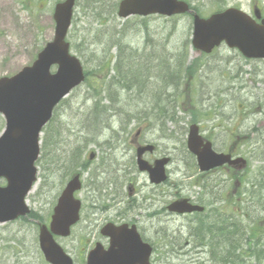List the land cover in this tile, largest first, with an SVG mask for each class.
<instances>
[{
    "label": "rangeland",
    "instance_id": "1",
    "mask_svg": "<svg viewBox=\"0 0 264 264\" xmlns=\"http://www.w3.org/2000/svg\"><path fill=\"white\" fill-rule=\"evenodd\" d=\"M20 1L22 0H0V78L12 77L23 67L31 65L35 55L44 48L47 42L53 39L55 25H53L52 11L54 5L62 0H42V14L37 13L35 9H32L31 13L24 12L22 5L19 4ZM31 2L35 4L34 0ZM111 2L104 3L103 8L97 7L95 13H92V17H96L97 13H100L97 24L92 21L91 16H87L86 8L90 7L91 0H79V5L75 10L74 23H72L68 34V42L78 46V51L75 53L72 50V53L79 57L85 71L88 73L90 71L89 78L85 85L80 86L63 101L56 110L54 119L41 135L40 146L43 147L41 152L43 155L40 168L38 167L41 176L27 199L29 207L36 214L37 219L0 226V264H45L39 247H37L38 227L36 221L41 218V224L47 223L61 189L68 181L69 174L76 172L75 170L80 172L83 183L82 191L75 196L82 202L84 214L87 215L91 211V206L96 203V200L103 203L98 210L102 213H97L95 219L97 222L107 219L118 222L121 219L118 215L120 209L124 208L131 200L137 201L144 207L154 202L153 208L156 213L160 214L157 219L148 220L141 215L138 216V219L135 216L136 213L132 216L129 215L128 220L132 219L142 230L146 231L147 238L154 243L156 250L158 249L156 259H165V264H222L231 260L235 261L230 264H236V261L240 260L243 261V264H253L252 260H248L242 255L247 247L246 249L243 247L244 251L234 252L231 255L224 249L225 254H220V258L223 260L220 263L211 261L206 253L195 255L193 248L196 241L192 238L193 232H189L188 228L191 222L188 217L181 219L162 213L163 204L172 201L173 194L174 196L180 194L195 198L202 196L201 189L193 187L192 180L183 177L184 161L178 162L177 169L176 163L169 166L168 183L157 189L148 185L145 176L136 173L133 168L126 171V168L131 164V160L132 163L134 161L135 154L131 140L135 136L137 128L143 130L140 141L156 142L158 146L156 156L165 152L171 153L173 158L180 156V152L177 150L181 141L178 129L180 127L186 129L191 120H200L199 115L204 118L196 103L202 107L203 99H207L208 95L212 96V104L227 106V112L234 119L241 117V114L244 113L246 106L242 102L246 98L248 105L255 104L257 97L260 98L259 102L264 104V65L256 62L246 63L224 46L217 50L211 58L203 60L210 64L209 68L211 69H206L205 74H199L201 76L196 77L191 72L185 74L184 70H188L189 67V65H185V68L179 72L180 74L184 72L185 76L180 84H176L178 88L174 96L177 97V107L180 110L176 108L170 110L172 114L176 111L175 119L180 121V124L166 123L167 135L174 137L168 140L167 137L162 136L161 132L147 130V127L150 128L153 124L147 123L145 115L154 111L153 105L157 103L158 98L156 97L163 86L156 83H160L169 76L167 71L170 68L148 70L143 63L135 61L136 55L132 56L127 51L132 49L141 51L150 48L145 53V59L148 61L146 65L155 64L152 60V57L155 56L154 51L159 55L157 64L160 66L164 65V56L167 51L171 53L178 51L175 59L182 60L183 50H185L182 44L190 36V20L186 16L176 20L153 17L146 20L131 18L122 21L116 17L114 7L116 1L113 4ZM191 2L195 7L198 6L201 9L202 15H207L206 13L210 11L206 1L192 0ZM224 2L225 6H230L235 2L247 10L249 0H226ZM222 4L220 3V5ZM261 4L264 5V0H261ZM144 25L146 29H144ZM95 35H99L100 38ZM97 38H99L97 44L90 45L92 39L95 41ZM127 46L130 49H126ZM185 51L188 64L197 58L190 47ZM118 53L121 55L120 59ZM114 61L115 63L119 61L118 66L122 69V78L116 80L118 84L111 87L110 80L112 81L113 78L110 73ZM203 61L201 62L204 63ZM226 61L230 63L227 64ZM212 66L216 68L214 72H209L212 70ZM127 67L130 69L124 71ZM201 81H203V90L200 91ZM147 82L151 86L146 87ZM240 86L244 89L240 90ZM228 87L229 92L225 90ZM95 94H98V104H95L96 100L93 99ZM107 97L109 99L104 100ZM250 107L252 108L251 112L254 111V115H257L258 107L256 105H250ZM96 114L101 119H97ZM2 130L3 121L1 120L0 132ZM158 136L159 138H157ZM117 140L120 141V148L110 149L108 145L115 146ZM73 149L77 150L71 154ZM90 153H94L95 156L92 162H88ZM115 156L116 160L114 161L113 157ZM254 156L259 157L261 153ZM72 157H75L79 164L84 162V167L82 166V169L73 167L72 170L69 166ZM260 162L257 160L253 164L254 170L260 169L263 165ZM189 166L188 164L187 167ZM116 177L119 178L116 182L121 181L122 183L118 195L123 203L119 199L113 200L116 188L114 189L108 184ZM128 182L138 188V198L127 197ZM106 185L108 186L105 190H108L110 195L102 196V192L99 193L98 190ZM227 192L231 196L232 187L228 188ZM237 194H241L239 196L241 201L253 199L251 193L243 194V189L240 187ZM142 197L149 200L145 201ZM260 200L258 199V201ZM206 202H210V200ZM257 205L256 213L251 214L249 219L239 217V223L245 225L251 219L254 223H260L264 219V212H262L264 200L258 202ZM97 206L100 207L99 204ZM220 214L223 213L220 212ZM85 226L86 223H83L75 227L71 236L64 242L59 241V244L62 247L67 246L75 254V251L78 250L77 239L82 235L80 230L82 228L87 230ZM155 228L157 230L154 231ZM151 231H153L152 235ZM155 232L158 233V238H156ZM245 234L248 233L245 232ZM263 234L257 237L263 238ZM242 238L245 243V238ZM163 240L167 241V246L165 245L161 249L162 246L158 243L164 244ZM187 242L189 245L186 246ZM234 245H239V243L231 242V245L228 244L227 247L232 248ZM178 246H181L182 252H186L189 248L193 251L192 255L180 258L172 254ZM180 260L182 263H179Z\"/></svg>",
    "mask_w": 264,
    "mask_h": 264
},
{
    "label": "water",
    "instance_id": "2",
    "mask_svg": "<svg viewBox=\"0 0 264 264\" xmlns=\"http://www.w3.org/2000/svg\"><path fill=\"white\" fill-rule=\"evenodd\" d=\"M73 1L67 0L56 7L54 41L45 46L33 66L23 68L21 73L11 79L0 80V114L6 120V131L0 137V178L8 182L5 189H0V223L27 215L23 200L35 180L36 170L33 165L38 159V134L51 118L52 109L58 101L83 81L82 68L75 58L68 55L69 46L64 43L70 26ZM186 10L187 8L177 0H127L120 4L118 16L153 13L170 16L185 13ZM193 29L192 41L196 51L210 53L214 46L224 40L229 48H237L247 58L264 59V21L262 26H256L243 14L231 10L208 21L195 18ZM53 65H57L58 69L55 75L50 74L49 68ZM198 144L197 129L192 126L188 137V149L197 156L201 171L225 163L220 157L199 154ZM138 155H141L140 151ZM166 162L167 160H160L155 163L154 168L141 161H138L137 165L141 171L149 174L152 182L158 184L165 180L163 171ZM78 188L77 179L73 178L54 209L51 234L68 236L70 226L77 220L78 203L73 201L72 196ZM187 205L185 200L175 202L170 209H176L180 213L198 209ZM121 230L123 229L119 228L115 232ZM119 233L111 234L113 247L116 248L122 246ZM51 234L43 227L39 235L44 257L51 264H71L70 259L56 246ZM132 254L136 255V252L118 254L110 251L103 256L104 261L101 263L116 264L118 257ZM97 258L98 256L91 254L88 264H94Z\"/></svg>",
    "mask_w": 264,
    "mask_h": 264
},
{
    "label": "flooded vegetation",
    "instance_id": "3",
    "mask_svg": "<svg viewBox=\"0 0 264 264\" xmlns=\"http://www.w3.org/2000/svg\"><path fill=\"white\" fill-rule=\"evenodd\" d=\"M257 7L260 13L262 14L261 8L258 5ZM215 121L216 120L211 121V125L209 126H207L206 124L208 123L205 122L198 124L199 133L203 140V143L209 142L211 144L212 151L224 155L227 154L232 159H236L238 156L241 157L242 156L241 154L243 153H246L248 151H253L259 147L261 148L264 147V120L261 118V116H258L257 118L256 117L252 118V125L251 126L247 125L246 128L247 133L243 134L241 138H235L234 127L232 123L231 125H229L228 129H225L223 131L224 133H221L220 135L215 134V132L217 131V128H215L216 125ZM228 121H231V119H228ZM254 127L259 130L251 132ZM239 166L240 165L237 164L235 166L234 165L229 166L226 164L223 167H219L207 171L204 174L199 173L200 177L202 178L201 180L202 183L204 184V188H212L216 192L217 196L214 195L212 202L210 203L206 202L207 200L202 201L201 203L199 202L198 198L188 197L191 200L190 201L191 204L194 205L196 204L203 207L204 209L203 213L195 212L193 214H184V216L173 214L174 216H177V218L181 217V219H185V218L187 219L188 217L189 221L191 222L188 228L189 232H195L196 225L201 224V222H203L204 225H207V223L211 222L212 228H218V227H222V224H224L226 220L228 221L230 220L231 223L229 224V227L233 228L234 224L232 222L238 220L239 217L249 219V216L251 214L256 213L257 205L254 204L255 202L253 201V199L241 201L239 194H237L238 188L235 187L232 188L231 196L227 192L228 188L231 187L232 183L234 184V186L236 187L238 186L237 179L240 174V172L238 171ZM250 185L251 187H255L256 183L254 182L253 179L250 181ZM131 191L134 192L132 189ZM207 194L208 193L206 192L205 195L208 196ZM181 198L184 197L173 196V199L175 200ZM154 206L155 204L153 202L151 205H148V208L151 207L152 208L147 210L148 212L149 210H151V215H149V218L155 220L157 219L159 214L155 212V209L153 208ZM91 208H94V206L92 205ZM140 209L141 207L138 209L136 207H131L129 209L127 208V211L140 210ZM142 209H145V207H142ZM220 212H222L224 215L220 214ZM96 213H98V211L93 210V211H89L88 214H96ZM217 223H219V225ZM251 225L253 226V228L257 230V232L259 231V227L264 226V224L260 225L258 222L251 223ZM254 235L255 233L252 232L250 236L252 237ZM97 237H101V236L98 234ZM103 239L101 244H103V246L106 249V246L108 244L105 241V239L104 240ZM219 239H221L222 242L221 244H225L227 241V236L221 235L219 236ZM94 244L95 243L91 244L89 240H86L85 243H82L80 241L79 243L80 246L78 247V250L75 251V254L74 251H71L70 249H67V252L72 258H74L73 262L75 264H86L87 253L94 247ZM187 245H189L188 242L186 243V246ZM193 251L195 250L193 249ZM193 251L189 250L186 252H182L181 246H178L175 252H177L178 257L186 258V256L193 253ZM196 251H200V252L204 251L201 243L197 244ZM149 264H164V263H162L161 259L158 260L153 259L152 261H149Z\"/></svg>",
    "mask_w": 264,
    "mask_h": 264
},
{
    "label": "bare ground",
    "instance_id": "4",
    "mask_svg": "<svg viewBox=\"0 0 264 264\" xmlns=\"http://www.w3.org/2000/svg\"><path fill=\"white\" fill-rule=\"evenodd\" d=\"M197 253H199V254H200V251H197Z\"/></svg>",
    "mask_w": 264,
    "mask_h": 264
}]
</instances>
